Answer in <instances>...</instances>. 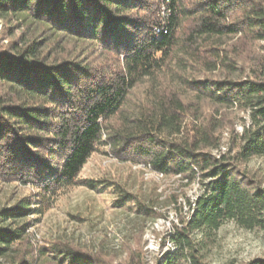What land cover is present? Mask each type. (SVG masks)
I'll return each instance as SVG.
<instances>
[{"label":"trees","instance_id":"1","mask_svg":"<svg viewBox=\"0 0 264 264\" xmlns=\"http://www.w3.org/2000/svg\"><path fill=\"white\" fill-rule=\"evenodd\" d=\"M16 15L22 31L0 45V181L34 193L0 207L2 264L47 256L52 264H109L71 244L25 242L29 216L58 192L108 182L78 179L104 145L200 184L194 201L186 199L189 215L172 225L173 249L156 264H208L195 233L210 240L228 220L264 230L262 180L244 165L264 157V53L244 47L264 41V0H0V17ZM145 79V101L130 110L131 91ZM234 109L248 123L241 133L231 126L227 151L214 154ZM108 184L120 206L160 215Z\"/></svg>","mask_w":264,"mask_h":264},{"label":"rangeland","instance_id":"2","mask_svg":"<svg viewBox=\"0 0 264 264\" xmlns=\"http://www.w3.org/2000/svg\"><path fill=\"white\" fill-rule=\"evenodd\" d=\"M157 11L163 15L165 7L158 6ZM21 23L17 15L0 17V45H7L20 34ZM244 47L264 53V41L244 44ZM101 58L104 61L106 57ZM244 65L249 67L246 59ZM149 89L146 79L139 83L131 91L127 108H137L145 101ZM208 112L205 107L199 119ZM232 113L231 125L221 129L220 147L212 150L214 154L227 151L231 126L234 132L241 133L243 125L248 123L245 112L234 109ZM244 165L261 177L264 187V157H252ZM78 179L108 182L96 188L76 185L58 192L41 214L29 216L33 221L25 231L26 243L36 249L54 242L71 244L109 264H156L173 249L168 238L172 225L189 215L186 199L194 201L201 191L197 179L186 182L178 175L160 174L145 162L115 156L108 145L91 154ZM109 181L139 195L146 203L154 204L160 215L146 217L125 205L120 206L117 193L107 186ZM33 193L30 185L0 181V207ZM202 236L195 233V237L203 241L202 252L208 264H245L254 257H264V230H248L228 220L211 233L210 240ZM50 257H40L36 264H52Z\"/></svg>","mask_w":264,"mask_h":264},{"label":"bare ground","instance_id":"3","mask_svg":"<svg viewBox=\"0 0 264 264\" xmlns=\"http://www.w3.org/2000/svg\"><path fill=\"white\" fill-rule=\"evenodd\" d=\"M164 13V12H163ZM157 30V29H156ZM158 31V30H157Z\"/></svg>","mask_w":264,"mask_h":264}]
</instances>
